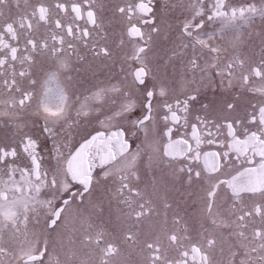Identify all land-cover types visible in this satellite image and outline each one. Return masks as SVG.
<instances>
[{
	"label": "snow or ice",
	"instance_id": "obj_1",
	"mask_svg": "<svg viewBox=\"0 0 264 264\" xmlns=\"http://www.w3.org/2000/svg\"><path fill=\"white\" fill-rule=\"evenodd\" d=\"M0 264H264V0H0Z\"/></svg>",
	"mask_w": 264,
	"mask_h": 264
}]
</instances>
